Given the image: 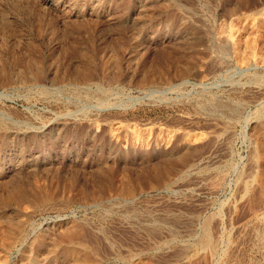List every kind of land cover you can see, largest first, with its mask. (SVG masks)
Listing matches in <instances>:
<instances>
[{
  "label": "rangeland",
  "instance_id": "1",
  "mask_svg": "<svg viewBox=\"0 0 264 264\" xmlns=\"http://www.w3.org/2000/svg\"><path fill=\"white\" fill-rule=\"evenodd\" d=\"M76 257L264 264V0H0V264Z\"/></svg>",
  "mask_w": 264,
  "mask_h": 264
},
{
  "label": "bare ground",
  "instance_id": "2",
  "mask_svg": "<svg viewBox=\"0 0 264 264\" xmlns=\"http://www.w3.org/2000/svg\"><path fill=\"white\" fill-rule=\"evenodd\" d=\"M206 230H205V234H204V236H203V239H202V243H200V244H202V246H204L205 248H207V249H209V248H212V242H211V240H210V238H209V236H208V232H207V226H206V228H205ZM201 246V247H202ZM73 255V254H72ZM72 257V256H71ZM87 258V257H86ZM73 260H74V262H76L77 264H86V263H89V261L88 260H86V259H83V258H73ZM90 260V259H89ZM73 262V263H74Z\"/></svg>",
  "mask_w": 264,
  "mask_h": 264
}]
</instances>
